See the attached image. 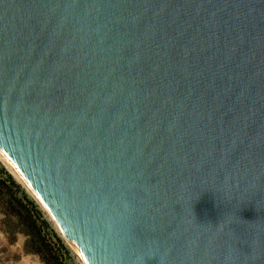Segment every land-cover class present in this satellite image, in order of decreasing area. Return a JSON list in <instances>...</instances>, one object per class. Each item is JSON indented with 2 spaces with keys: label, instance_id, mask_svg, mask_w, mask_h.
<instances>
[{
  "label": "water",
  "instance_id": "95a60500",
  "mask_svg": "<svg viewBox=\"0 0 264 264\" xmlns=\"http://www.w3.org/2000/svg\"><path fill=\"white\" fill-rule=\"evenodd\" d=\"M0 151L83 264H264V0H0Z\"/></svg>",
  "mask_w": 264,
  "mask_h": 264
},
{
  "label": "rangeland",
  "instance_id": "374dc122",
  "mask_svg": "<svg viewBox=\"0 0 264 264\" xmlns=\"http://www.w3.org/2000/svg\"><path fill=\"white\" fill-rule=\"evenodd\" d=\"M5 168L10 174L8 167L0 158V178H6L2 169ZM13 176V175H12ZM14 177V176H13ZM15 178V177H14ZM16 179V178H15ZM17 182L20 183L16 179ZM28 195L38 204L43 212L44 218L50 222V229L45 227L48 238L53 242L54 250L59 252L68 264H82L76 250L68 243L62 233L56 227L49 213L37 202L28 189L20 183ZM9 188L0 184V264H45L41 256L36 252H30L26 247L28 236L20 229L18 216L9 210ZM60 237L63 243L69 248L66 252L64 244L58 240Z\"/></svg>",
  "mask_w": 264,
  "mask_h": 264
},
{
  "label": "trees",
  "instance_id": "16d2710c",
  "mask_svg": "<svg viewBox=\"0 0 264 264\" xmlns=\"http://www.w3.org/2000/svg\"><path fill=\"white\" fill-rule=\"evenodd\" d=\"M6 178H0L2 189L8 187L9 210L18 216L20 229L28 236L26 247L31 252L38 253L45 264H68L66 259L54 250L53 242L48 238L45 227H50V222L43 216L38 204L28 195L19 182L5 168L2 169ZM63 243V240L58 237ZM64 244V243H63ZM66 252L69 248L64 244Z\"/></svg>",
  "mask_w": 264,
  "mask_h": 264
},
{
  "label": "bare ground",
  "instance_id": "6f19581e",
  "mask_svg": "<svg viewBox=\"0 0 264 264\" xmlns=\"http://www.w3.org/2000/svg\"><path fill=\"white\" fill-rule=\"evenodd\" d=\"M0 158L5 163V165L8 167V169L16 176L18 181L22 182L25 185V187L29 190V192L39 201V203L42 205V207L49 213V215H50L51 219L54 221L56 227L62 233V235L65 237V239L68 241V243L72 244L69 236L67 235V233L65 232V230L61 226V224L58 222V220L54 217V215L52 214L51 210H49V208L41 200L40 196L37 194V192L34 190V188L26 181V179L10 163V161L1 153V151H0ZM79 259L81 260L80 256H79Z\"/></svg>",
  "mask_w": 264,
  "mask_h": 264
}]
</instances>
